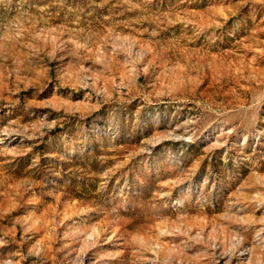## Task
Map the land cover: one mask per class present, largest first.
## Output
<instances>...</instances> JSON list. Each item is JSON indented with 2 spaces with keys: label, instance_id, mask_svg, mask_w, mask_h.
Masks as SVG:
<instances>
[{
  "label": "rangeland",
  "instance_id": "rangeland-1",
  "mask_svg": "<svg viewBox=\"0 0 264 264\" xmlns=\"http://www.w3.org/2000/svg\"><path fill=\"white\" fill-rule=\"evenodd\" d=\"M0 264H264V0H0Z\"/></svg>",
  "mask_w": 264,
  "mask_h": 264
}]
</instances>
